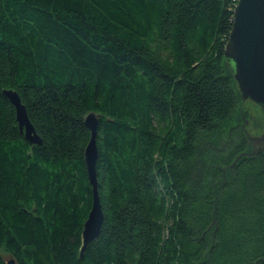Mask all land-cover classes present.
I'll return each mask as SVG.
<instances>
[{"label":"trees","instance_id":"trees-1","mask_svg":"<svg viewBox=\"0 0 264 264\" xmlns=\"http://www.w3.org/2000/svg\"><path fill=\"white\" fill-rule=\"evenodd\" d=\"M236 5L0 0V264H264V154L231 167L257 133L224 56ZM90 113L103 222L80 257Z\"/></svg>","mask_w":264,"mask_h":264},{"label":"water","instance_id":"water-1","mask_svg":"<svg viewBox=\"0 0 264 264\" xmlns=\"http://www.w3.org/2000/svg\"><path fill=\"white\" fill-rule=\"evenodd\" d=\"M224 56L232 66L233 79L242 102H251L264 110V0H237ZM3 94L14 107L18 129L24 139L30 144H40L41 139L30 123L26 108L18 94L11 90H4ZM84 125L89 131V140L84 150V164L91 186L92 204L83 225L80 257L87 245L98 237L103 222L95 173L98 155L95 142L98 120L93 113L86 116ZM246 137L253 151L237 156L231 165L232 168L243 155L252 157L258 152L264 154V133L260 136H252L246 132ZM6 264H15V262L13 259H8Z\"/></svg>","mask_w":264,"mask_h":264},{"label":"rangeland","instance_id":"rangeland-1","mask_svg":"<svg viewBox=\"0 0 264 264\" xmlns=\"http://www.w3.org/2000/svg\"><path fill=\"white\" fill-rule=\"evenodd\" d=\"M251 103V102H250ZM246 103L244 104V109L248 114L249 118L252 120V125H250V131L254 134L256 133L257 136H260V132L264 131V124L262 126L255 127L256 123H264V114L258 109L259 107L254 105L253 103ZM260 133V134H259Z\"/></svg>","mask_w":264,"mask_h":264},{"label":"flooded vegetation","instance_id":"flooded-vegetation-1","mask_svg":"<svg viewBox=\"0 0 264 264\" xmlns=\"http://www.w3.org/2000/svg\"><path fill=\"white\" fill-rule=\"evenodd\" d=\"M260 110V109H259ZM262 113V112H261ZM263 114V113H262Z\"/></svg>","mask_w":264,"mask_h":264}]
</instances>
